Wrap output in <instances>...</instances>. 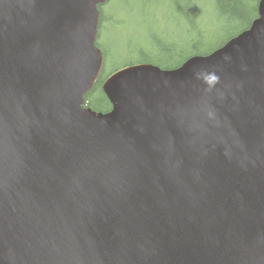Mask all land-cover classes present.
Returning a JSON list of instances; mask_svg holds the SVG:
<instances>
[{
    "label": "water",
    "instance_id": "obj_1",
    "mask_svg": "<svg viewBox=\"0 0 264 264\" xmlns=\"http://www.w3.org/2000/svg\"><path fill=\"white\" fill-rule=\"evenodd\" d=\"M107 0H0V264H264V0L175 70L85 108Z\"/></svg>",
    "mask_w": 264,
    "mask_h": 264
},
{
    "label": "rangeland",
    "instance_id": "obj_2",
    "mask_svg": "<svg viewBox=\"0 0 264 264\" xmlns=\"http://www.w3.org/2000/svg\"><path fill=\"white\" fill-rule=\"evenodd\" d=\"M171 1V2H170ZM243 8L256 7L258 0H240ZM174 0H114L106 6V13L129 15L125 27L108 28L102 35L105 48L125 51V55L107 58L106 65L113 68L131 59H144L139 49H146V58H165L167 64L180 61L200 51L209 52L249 25L254 18L235 17L230 12L220 13L215 0H189L181 5L185 15L178 11ZM246 5V6H245ZM222 9V7H219ZM223 10V9H222ZM159 19L160 23L157 21ZM127 31H121L127 29ZM121 34V35H120ZM127 34H131L128 35ZM123 36V39H120ZM163 50H172L171 56ZM114 54V53H113Z\"/></svg>",
    "mask_w": 264,
    "mask_h": 264
},
{
    "label": "trees",
    "instance_id": "obj_3",
    "mask_svg": "<svg viewBox=\"0 0 264 264\" xmlns=\"http://www.w3.org/2000/svg\"><path fill=\"white\" fill-rule=\"evenodd\" d=\"M188 1L189 0H174V3L173 2L172 3L174 5V7L178 11H180L182 14L185 15V13H184L185 10L183 8L181 9V5L183 7V5L186 4ZM239 2H242V1H240V0H215V4H216V6H218V11L220 13L230 12L235 17H239V18H243V19H246L247 17H252V18L255 17L256 18L258 16V2L256 4L255 9L254 8L250 9L249 6L245 5L248 8V10L243 8V6ZM219 7H222L223 10L221 8H219ZM129 15H130V17L132 15H134V11L133 12H129ZM129 15H126V14H124V15H119V14L114 15V20H112L113 23H112V26H111V31L114 30V29L117 30L116 29L117 27H122L123 28V27L127 26V24L124 22V20H130ZM157 21L160 23L159 19H157ZM251 22H249L248 26H250ZM126 30L127 29H122L121 31H126ZM123 38H124L123 36H120V39H123ZM100 43L101 42H98V46L103 50V52L105 54V61H107L108 57H110V59L112 60V57L115 56V55L122 56V55L126 54L125 51L118 52V51H115V50H112V49H108L107 50L105 48V46H103L102 43L101 44ZM213 49L214 48H212V50ZM135 53H138V55L144 57V59H140V60L139 59H131L127 63H123V64H120V65H117V66H115L113 68H110L107 65L104 66V70L102 72V75H101L100 79L97 81V83L95 84L94 88L90 91V93L86 96V106L87 107H90V108H92L93 110H95L97 112H107V111H109L111 109V104H110L108 98L106 97V95L103 92L102 85H103V82L105 81V79L110 74H112L113 72H115L118 69L122 68L123 66L131 65V64H137V63H148V64H153V65L160 66L161 68H164V69H170V68H173L175 66L181 65L182 62H184L187 58L192 56V55H190V56L186 57L185 59L180 61L177 65H172V64H167L166 61H165V58L160 59V58H158V56L154 57V59L153 58H146V49H144V48L143 49L142 48L139 49ZM162 53L171 56L173 51L172 50H169V51L168 50H163ZM196 54L197 55H205L206 52L205 51H200V52H198Z\"/></svg>",
    "mask_w": 264,
    "mask_h": 264
}]
</instances>
